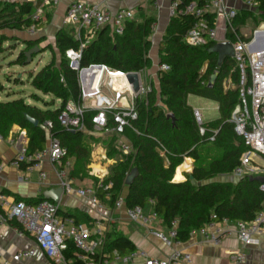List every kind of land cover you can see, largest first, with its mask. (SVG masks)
<instances>
[{
	"label": "trees",
	"instance_id": "obj_1",
	"mask_svg": "<svg viewBox=\"0 0 264 264\" xmlns=\"http://www.w3.org/2000/svg\"><path fill=\"white\" fill-rule=\"evenodd\" d=\"M188 1L184 0L181 6ZM257 1L259 5L256 11L244 8L234 16L233 29L228 27L225 32L227 41L233 42L235 34L240 35V28L247 19L253 18L255 26L264 21V0ZM198 2L200 4L202 0ZM40 3L41 0H0V31L25 30L32 23L30 14ZM44 17L49 18L46 7ZM204 18L209 26L214 25L215 13H206ZM193 21L189 14L171 16L158 46L159 63L169 65L168 70H157L158 88L152 86L151 91L136 98L137 118L131 121V126L124 127L122 132L105 133L97 138L88 131L67 130L58 121V114L65 103L68 100L76 101L79 96L77 71L69 66V59L65 55L67 49L79 47L80 42L75 37L77 27L71 24L61 27L55 34L54 44L59 52L58 64L50 62L38 71L28 73L31 86L51 95V101H43L44 107H39L28 103L23 97L0 100V135L6 136L14 124L25 129L28 154L43 149L49 134L57 137L66 150L63 159H74L70 175L79 180L91 177L87 168L91 141L103 138L108 158L121 152L116 145L118 139L130 143L132 150L113 163L103 178L104 183H113L109 189L111 202L114 204V200L122 195L125 206L139 205L144 211L153 210L168 229L176 220V237L182 241L187 240L192 230L204 225L212 216L217 221L224 218L250 221L264 207V191L260 189V182L250 180L248 176L236 181L216 179L220 175L230 174L239 163L241 153L246 150L241 136L236 134L230 121L232 111L240 101L241 70L234 57L225 56L221 62L218 61V54L210 51L215 40L201 46L189 45L184 41L185 32ZM154 22V17L138 14L126 21L122 34L113 33L109 26L91 35L82 31V39L88 37L89 41L82 49L80 66L97 63L123 71L149 68V36ZM42 25V20L36 23L37 28ZM240 37L248 39L242 35ZM6 39L0 34V52L5 48L2 42ZM43 40V36L24 39V48L13 62L26 64L24 52ZM48 49L46 47L42 51ZM247 73L245 86L249 83L248 69ZM213 74L215 78L209 85ZM189 95L207 98L218 104L219 115L203 123L204 133H200L194 110L187 102ZM32 96L39 99L35 93ZM55 99L60 100L58 105ZM93 113H86L88 130H91ZM167 113L174 115V123ZM28 116L35 118L38 124L30 123ZM46 120L52 123L50 131L44 125ZM186 157L193 160L191 170L184 173L186 179L172 181L176 167ZM28 164L23 162L20 167ZM132 169H136L137 174L126 184V177ZM189 175H192V179ZM91 178L98 180L93 176ZM96 195L102 198L104 191L98 188ZM42 199L44 197L28 201L36 203ZM59 213L79 222L72 211L59 209ZM10 222L21 229L16 220ZM66 242L65 256L73 264H82L76 257L77 249L73 241L68 239ZM114 249L125 255L134 251L135 245L122 233L108 231L104 233L102 252L92 257L96 261L110 258Z\"/></svg>",
	"mask_w": 264,
	"mask_h": 264
},
{
	"label": "built area",
	"instance_id": "obj_2",
	"mask_svg": "<svg viewBox=\"0 0 264 264\" xmlns=\"http://www.w3.org/2000/svg\"><path fill=\"white\" fill-rule=\"evenodd\" d=\"M60 0H41L35 10L30 14L32 23L25 28L30 35L38 31L36 23L42 20L44 7L56 4ZM184 0H172L169 7L171 16L189 14L194 18L192 25L185 32L184 41L193 46L205 45L210 40L217 42L216 15H221L225 22L226 29L232 27V19L237 10L228 7L225 0H189L181 6ZM243 7L250 10H257V0H239ZM206 13H215L213 26L207 24L204 18ZM135 17L131 9H119L111 12L99 4H89L82 1L70 3L64 16V24H71L77 27L75 37L79 40L78 49H67L66 57L69 59V66L77 71L79 96L78 99L68 100L58 114V121L65 129L70 131H88L92 134H105L111 132H122L124 127L131 126V121L137 118L135 100L151 91L152 83L143 81V70L123 71L113 69L105 64H89L81 67L79 60L84 46L89 38L82 39V31L94 34L98 30L109 26L113 33L122 34L126 21ZM154 28V24L152 29ZM234 31V30H233ZM236 39L230 42L233 48V57L239 67L249 70V83L243 86L240 94V101L233 109L230 121L237 135L241 136L246 147L239 158V163L231 172L240 178L243 176L264 175V23L255 27L247 40L235 34ZM158 70H168L169 65L158 63ZM129 72H136L139 77L140 89L138 93L133 91L132 83L126 77ZM119 85L116 87L115 82ZM60 101V100H59ZM93 111L91 116V130L86 126V113ZM194 116L199 126L200 133H204V126L198 110H194ZM110 120H112L110 124ZM45 127L50 131L52 123L49 120L44 122ZM216 131H214L215 133ZM49 136L47 146L34 153L28 154L26 149H21L11 160V164L17 168L21 163H29L25 170L30 171L34 167H40L44 159L52 164H61L66 150L61 146L57 137ZM213 139V136L210 137ZM132 150L131 144L121 143V151L126 154ZM60 179V186L68 195L88 196L89 200L96 207H101L96 191L91 187H75L72 179L69 178L64 169L57 170ZM40 176L45 177L41 172ZM20 180L22 176L18 177ZM104 175L99 177L97 188L104 191V195L110 198L109 189L112 181L103 182ZM260 189L264 191V183H260ZM117 209L124 207L128 219L145 225H150L157 217L153 210L145 212L139 206H125L124 197L118 196L114 200ZM15 219L21 226V234L33 236L36 246L55 264H72V261L64 254L67 248L66 240L73 241L77 253L76 257L82 264H193L192 254L181 247L182 240L176 237V220L166 231L152 229L151 232L161 239L167 246H173L169 255L162 258L149 257L144 251H132L121 255L116 249L111 252L110 258H103L96 261L92 255L99 254L104 246V233L92 234L90 228L82 223L75 222L70 216L59 214L57 202L42 199L36 203L21 200H11L0 188V221L6 222ZM199 233L214 244H219L224 237L234 236L242 244L254 245L258 237L264 234V207L258 210L250 221H232L224 218L221 221L214 219V216L201 227L194 229L190 235ZM189 235V236H190ZM35 252L34 248L20 250L12 255V259L19 261L31 257ZM232 261H242L244 254L234 253L230 256Z\"/></svg>",
	"mask_w": 264,
	"mask_h": 264
},
{
	"label": "crops",
	"instance_id": "obj_3",
	"mask_svg": "<svg viewBox=\"0 0 264 264\" xmlns=\"http://www.w3.org/2000/svg\"><path fill=\"white\" fill-rule=\"evenodd\" d=\"M74 1L99 4L111 12H116L122 8L131 9L134 11L135 16L144 14L155 18L154 28L149 36L151 41L149 49L151 65L149 68L143 70L142 79L144 82H151L152 86L158 88V46L164 37L166 26L171 18L169 7L172 0H60L56 4L45 6L47 12H49V18L45 19L43 14V25L38 28L37 33L30 36L26 32L24 39L43 36L44 40L46 39L45 42L55 44V34L57 30L67 25L63 22L66 9L68 5ZM225 3L228 7L236 9L237 13L244 9L243 4L239 0H225ZM260 23H264V21H260ZM255 27L257 26H255L254 22L247 25L246 21L240 28V35L248 37ZM216 28L217 42L226 41L225 22L221 15H216ZM44 40L41 42H44ZM19 46L23 49V41L20 42ZM20 81L23 83V80L20 79ZM189 97L190 95L187 97L188 104ZM26 101L32 104L30 99H26ZM59 102L56 101V104L58 105ZM48 141L49 136H47L45 146H47ZM27 142L28 137L26 130L20 128L16 124L12 126L6 136L0 135V188L11 200L23 199L29 202L28 200H36L39 197H43L46 190L60 186V179L57 174V170L60 169L66 171L68 174L67 176L72 179L75 187H91L96 191L98 189L97 183L100 180L99 177L102 175L105 177L108 174L110 166L115 163L116 160L114 157L108 158L104 149H100V153H98L97 156L94 155V150L90 152V162L87 165V168H89L88 174L91 177L97 178V181L91 177L79 180L71 176L70 171L74 163L73 158L62 159L61 164H52L48 159H44L39 168L34 167L30 171H27L25 167L17 168L10 163L21 149L26 148ZM186 159H189V165L187 167H181ZM192 162V158H184V161L176 167L172 181L178 182L185 180L186 177L184 173L191 170ZM179 168L180 170L178 171ZM41 172L45 173L44 178L40 176ZM178 172L180 176L178 175L177 177ZM19 176H22L23 179L20 180L18 178ZM216 179L236 181L238 177L230 173L220 175L216 177ZM99 200L102 206L96 207L90 202L88 196L68 195L63 192L57 203L59 204V209L74 212L79 221L78 223L87 225L94 235L99 232L106 233L115 230L129 238L134 243L136 251H144L149 257L162 258L171 253L173 246H167L151 232L152 229L164 232L168 230V228L163 225L161 218L156 217L149 226L132 222L128 219L124 207L121 209L115 208L110 198L105 195L99 198ZM149 211L150 210H147L145 212ZM19 231L20 228L12 224L10 220L6 222L0 221V264H55L36 246L33 236L21 234ZM181 247L187 249L192 254L193 264H264V234L258 237V242L256 244L245 245L234 236L224 237L221 243L214 244L196 232L190 235L187 240H184ZM29 248L35 249L31 257L19 261L12 259V255L16 252ZM234 253L244 254V259L242 261H232L230 256ZM109 260L111 262V258ZM96 264L103 263L97 262ZM111 264L114 263L112 262Z\"/></svg>",
	"mask_w": 264,
	"mask_h": 264
},
{
	"label": "rangeland",
	"instance_id": "obj_4",
	"mask_svg": "<svg viewBox=\"0 0 264 264\" xmlns=\"http://www.w3.org/2000/svg\"><path fill=\"white\" fill-rule=\"evenodd\" d=\"M252 22H254L253 18L247 19V25ZM0 34H3L7 38L2 42V46L5 48L2 52H0V100H11L17 97H23L25 99H30L32 104H35L39 107H44L43 101H51V95H46L35 90L29 83L28 73L30 71L34 73L36 72V70L41 69L45 64L50 62L58 64L59 52L54 47V44L45 42V39L44 42H40L38 46L42 49H45L47 47L49 48L48 50L42 51V49H40L39 53L34 55L30 63L24 65L16 64L13 61L16 59L21 49L19 44L23 41L26 35V31L21 30L17 32L5 29L3 31H0ZM240 70V86L243 87L245 85L244 82L248 73L247 69L242 70L240 68ZM20 79L23 80V83H21ZM34 93L39 95V99L32 96V94ZM56 101L59 102L58 99H55V104ZM188 101L193 110H198L201 115L202 122H208L218 117V109L215 101L194 95H190ZM99 136L101 135L94 134V138H97ZM102 139L103 138H99L97 141H91L90 149L91 151L94 150L93 153L95 156L100 153V149H104V151L106 152V148ZM121 143L122 142L120 141V139L116 141V145H118L120 151ZM123 154L124 153L122 151L115 153L113 155V157L116 158L115 162L123 159ZM187 165H189V159H186L185 163L182 164L181 167H185ZM179 170L180 168L178 169V171ZM178 175L180 176L179 172L177 173V177Z\"/></svg>",
	"mask_w": 264,
	"mask_h": 264
},
{
	"label": "water",
	"instance_id": "obj_5",
	"mask_svg": "<svg viewBox=\"0 0 264 264\" xmlns=\"http://www.w3.org/2000/svg\"><path fill=\"white\" fill-rule=\"evenodd\" d=\"M40 49L41 48L36 44L24 52V54L26 56V60H25L26 64L30 63L32 61L33 55L39 53ZM210 51H214L218 54V61L219 62H221L225 56L233 57V55H234L232 45L227 40L221 41V42H216L211 47ZM126 77H127L128 81L130 83H132L133 91L135 93H138L139 89H140L138 74L136 72H129L126 75ZM214 78H215V74H213L211 76L209 85L213 82ZM167 116L170 117L172 119V122L174 123V121H175L174 115L172 113H167ZM27 119L29 120L30 123H32L34 125L38 124V121L35 118L28 116ZM136 174H137V170L132 169V171L126 177V184H129L133 180V178ZM189 178L192 179V175H189ZM248 178L250 180H256V181H259L260 183H264V175H256V176L248 175ZM62 193H63V191H62L61 186H58L56 188H51V189L46 190L43 194V197H44V199L51 200L54 202H58Z\"/></svg>",
	"mask_w": 264,
	"mask_h": 264
},
{
	"label": "bare ground",
	"instance_id": "obj_6",
	"mask_svg": "<svg viewBox=\"0 0 264 264\" xmlns=\"http://www.w3.org/2000/svg\"><path fill=\"white\" fill-rule=\"evenodd\" d=\"M118 85H119V82L116 81V82H115V86L117 87ZM184 163H185V162H184ZM187 166H188V165H187ZM187 166H186V167H187Z\"/></svg>",
	"mask_w": 264,
	"mask_h": 264
}]
</instances>
